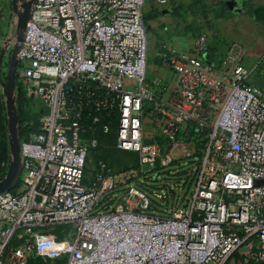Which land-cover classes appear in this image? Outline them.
Here are the masks:
<instances>
[{"label":"built area","instance_id":"1","mask_svg":"<svg viewBox=\"0 0 264 264\" xmlns=\"http://www.w3.org/2000/svg\"><path fill=\"white\" fill-rule=\"evenodd\" d=\"M30 1L15 76L44 112L0 193V264H28L30 232L55 224L71 229L64 264H225L234 252L264 264V91L251 82L264 49L248 65L241 42L202 33L148 75V0ZM113 111L116 148L137 154L126 169L91 158ZM186 158L198 159L186 202L152 192L163 215L127 185Z\"/></svg>","mask_w":264,"mask_h":264},{"label":"rangeland","instance_id":"2","mask_svg":"<svg viewBox=\"0 0 264 264\" xmlns=\"http://www.w3.org/2000/svg\"><path fill=\"white\" fill-rule=\"evenodd\" d=\"M262 3H264V0H169L165 5H161L156 3L155 0H148L144 6V16L149 18L146 21L148 75L151 70L155 74L158 70L161 71L164 68L161 56L165 52V49H162L165 43L162 42L161 38H192L202 33H206L212 38H226L227 33L235 31L237 18L242 17L244 14L251 21L250 26H260L264 29L263 13L256 16L245 13V8L249 5ZM10 5L11 0H0V54L3 51L0 59V156L2 158L7 155L8 150L10 153L8 115L3 88L10 56L17 44L16 39L19 29L17 16L11 11ZM152 48L157 52L155 56L150 52ZM251 82L258 84L264 90L263 75H253ZM14 100H16L15 97ZM15 107L17 108L16 101ZM22 110L31 114L33 109L23 108ZM197 164L198 159L194 161H191V158L181 159L150 173V175H157L155 182H149L145 176H139L137 179L130 180L127 185L146 191L151 198V205L154 207L150 211L163 215L167 210L154 202L157 199L152 192L162 194L169 191L168 188L170 187L175 200L178 197L177 205L182 206L193 187L194 170L197 168ZM192 168V172L186 173L187 170ZM7 170L3 178H5ZM2 179H0V182ZM15 183L10 190L15 186ZM158 184H165L167 188L156 189L154 186ZM121 191V189H118L110 193L112 200L109 209L115 206ZM29 235L35 242V249L28 264H63L71 236L69 225L55 224L36 227ZM238 260L239 254L234 252L225 264H243L242 261L238 263Z\"/></svg>","mask_w":264,"mask_h":264},{"label":"trees","instance_id":"3","mask_svg":"<svg viewBox=\"0 0 264 264\" xmlns=\"http://www.w3.org/2000/svg\"><path fill=\"white\" fill-rule=\"evenodd\" d=\"M245 12L250 13L256 16L259 13L264 14V6H253L249 5L245 8ZM147 16H144V20L147 21ZM16 75V73H15ZM264 76V72L261 74ZM16 94H15V101H16V117H17V125H18V133L20 138L28 132H35L38 129L39 118L44 112V110L33 100L31 97L26 96L25 92L22 88L18 85L16 81H14ZM264 91V90H263ZM23 108H31L33 109L31 114L24 112ZM28 111V110H27ZM100 121V124H95L98 128V144L96 148L93 149L91 153V158L93 162L97 160H103L110 165H114L119 169H126L130 166H134L137 164V154L136 152L120 150L115 146V118L116 113L113 111L110 114V119L104 118ZM108 122L112 125L113 131L110 134H103L99 131V127L104 123ZM94 125V126H95ZM10 162V153H8L3 158L0 156V179L3 178ZM65 261V260H64ZM64 264V262H63Z\"/></svg>","mask_w":264,"mask_h":264},{"label":"water","instance_id":"4","mask_svg":"<svg viewBox=\"0 0 264 264\" xmlns=\"http://www.w3.org/2000/svg\"><path fill=\"white\" fill-rule=\"evenodd\" d=\"M20 2V3H18ZM31 1L30 0H12V7L17 16L18 34L17 44L14 46L11 56L9 67L7 70L6 81L3 88V93L6 98V107L8 115V128H9V141H10V162L5 178L0 182V193L10 190L14 185L16 179L19 177L21 170L20 165V137L18 133L16 107L14 100V81H15V69L17 63V52L21 46L23 40V30L25 23L29 17ZM3 51H1L0 59ZM17 182V181H16ZM16 184V183H15Z\"/></svg>","mask_w":264,"mask_h":264},{"label":"crops","instance_id":"5","mask_svg":"<svg viewBox=\"0 0 264 264\" xmlns=\"http://www.w3.org/2000/svg\"><path fill=\"white\" fill-rule=\"evenodd\" d=\"M253 6H264V3ZM10 8L11 11L15 13L12 7V0H11ZM245 13L252 15L247 12ZM250 22L251 21L248 18H246L244 14L242 17L237 18L235 23L236 25L235 31L227 33L225 36L226 38H222L223 40L226 41L228 40L239 41L246 47L248 65L251 64L254 61V59L259 55V53L264 49V29H262V27L260 26H255V25L250 26L249 25ZM161 39L162 42L165 43L162 49L163 50L165 49L166 52L169 48L184 49L187 45L189 38H161ZM150 52L153 54V56L157 54V52L153 48L150 49ZM165 52H163V54ZM157 72L161 73L162 75L167 74L165 68L161 69V71L158 70Z\"/></svg>","mask_w":264,"mask_h":264}]
</instances>
